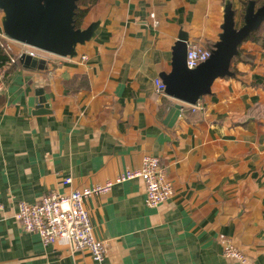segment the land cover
<instances>
[{
  "label": "crops",
  "instance_id": "0c3cea01",
  "mask_svg": "<svg viewBox=\"0 0 264 264\" xmlns=\"http://www.w3.org/2000/svg\"><path fill=\"white\" fill-rule=\"evenodd\" d=\"M263 3L98 0L79 26L93 27L90 39L73 57L46 56L43 71L16 65L27 48L0 36V264H96L24 232L18 204L113 182L147 155L173 184L168 200L148 207L144 183L132 179L85 202L105 264H241L224 256L228 244L246 264H264V48L242 42L232 75L216 79L195 111L155 87L180 39L212 50L226 6L239 29L247 7ZM41 98L47 111L33 114Z\"/></svg>",
  "mask_w": 264,
  "mask_h": 264
},
{
  "label": "water",
  "instance_id": "95a60500",
  "mask_svg": "<svg viewBox=\"0 0 264 264\" xmlns=\"http://www.w3.org/2000/svg\"><path fill=\"white\" fill-rule=\"evenodd\" d=\"M76 0H0L3 34L16 43L58 56L73 57L77 44H83L93 34V27L75 28L73 16ZM223 33L211 50L209 59L189 70L186 67L187 45L180 39L173 51L171 72L160 76L165 94L178 102L195 105L208 95L216 79L231 76L232 59L239 54V45L264 21V4L254 10L250 4L243 17V26L235 28L234 13L226 6ZM19 65L27 70H46V61L22 54ZM47 105L39 99L33 114L45 113ZM181 111L175 104L168 112L164 124L171 127Z\"/></svg>",
  "mask_w": 264,
  "mask_h": 264
},
{
  "label": "built area",
  "instance_id": "2783aa9c",
  "mask_svg": "<svg viewBox=\"0 0 264 264\" xmlns=\"http://www.w3.org/2000/svg\"><path fill=\"white\" fill-rule=\"evenodd\" d=\"M3 39L11 41L3 33ZM14 42V41H11ZM16 43V42H15ZM20 44V43H19ZM23 54L31 57L46 59L49 53L28 47ZM211 50L199 45H187L186 67L189 70L195 69L206 62ZM52 55V54H51ZM15 60L11 59V63ZM156 91L165 94V85L162 80H155ZM3 90V76L0 73V92ZM166 95V94H165ZM199 101L192 106V110L199 109ZM140 179L145 185V203L150 208H156L173 195V184L160 167L159 158L155 156H144L141 165L135 170H128L119 175L113 182L91 187L72 189L66 194L56 192L43 196L38 202L18 204L15 219L19 222L21 229L26 233L37 234L43 246L58 245L65 247L72 252H87L96 264H105L107 246L104 241L98 240L93 233L85 202L92 196L105 195L110 192L114 184ZM72 179L64 178L61 181L63 186L70 185ZM3 206L0 204V211ZM227 258H232L246 264V257L234 246L228 244L223 252Z\"/></svg>",
  "mask_w": 264,
  "mask_h": 264
},
{
  "label": "trees",
  "instance_id": "16d2710c",
  "mask_svg": "<svg viewBox=\"0 0 264 264\" xmlns=\"http://www.w3.org/2000/svg\"><path fill=\"white\" fill-rule=\"evenodd\" d=\"M98 0H76V8L74 10V16H73V20H74V24H75V28H79L80 23L82 21V19L84 18L85 14L87 13L88 9L92 6L95 5L97 3ZM264 4V3H263ZM261 4V5H263ZM259 5V7L261 6ZM246 41H250L256 44H260L263 48H264V21L261 23V25L259 26V28L252 32L243 42ZM238 56V55H237ZM235 56L231 63L233 62V60H235V58L237 57ZM8 61L7 56L3 53L1 47H0V68L3 67L6 62ZM16 65L19 66V62H16ZM230 71H233V68L230 66Z\"/></svg>",
  "mask_w": 264,
  "mask_h": 264
}]
</instances>
